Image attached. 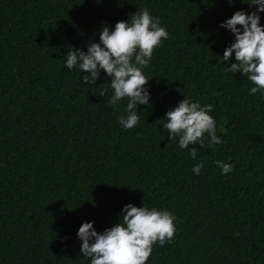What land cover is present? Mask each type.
Masks as SVG:
<instances>
[{"label":"trees","instance_id":"trees-1","mask_svg":"<svg viewBox=\"0 0 264 264\" xmlns=\"http://www.w3.org/2000/svg\"><path fill=\"white\" fill-rule=\"evenodd\" d=\"M250 2L0 0V264H90L79 227L102 233L129 203L177 217L173 241L157 243L147 264H264V93L226 73L234 53L222 59L235 36L221 24L255 11ZM145 8L169 38L143 69L149 104L126 130L127 100L113 108L110 78L85 84L67 52ZM183 98L213 105L223 141L208 147L205 134L203 147L189 146L196 160L157 121ZM217 160L233 171L222 175Z\"/></svg>","mask_w":264,"mask_h":264},{"label":"clouds","instance_id":"clouds-1","mask_svg":"<svg viewBox=\"0 0 264 264\" xmlns=\"http://www.w3.org/2000/svg\"><path fill=\"white\" fill-rule=\"evenodd\" d=\"M232 3V0H229ZM249 6H257L251 13L237 10L221 24L230 30L235 40L223 52V61H229L233 53L235 62L230 63L226 73H241L255 85L249 94L264 93V25L260 23L259 12H264V0H251ZM239 26V27H238ZM169 38V33L161 25L159 17H153L148 9L137 11L129 20H120L114 29L105 25L99 33V42H90L87 51L67 52L66 67L77 68L85 84L96 85L103 71L110 79L113 94L110 104L118 108L122 100H127L119 116V124L124 129L135 128L140 116L137 106L148 105L150 77L143 69L150 66L154 51ZM102 97L107 89L98 87L95 93ZM94 93V94H95ZM212 104L201 105L190 98H183L178 105L166 112L161 121L168 130L170 141L177 140L181 149H189L192 160L197 158V148L204 146L207 134L208 147L220 145L223 141L217 136L216 121L209 113ZM139 135V134H138ZM222 175L233 171V165L217 160L214 162ZM204 166L203 160L192 168L199 175ZM122 218L102 233L94 228V222L86 221L78 229L77 236L82 241L80 251L83 257L90 258V264H147L154 246L173 241L176 233L177 217L167 209L124 205Z\"/></svg>","mask_w":264,"mask_h":264}]
</instances>
